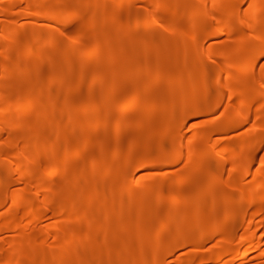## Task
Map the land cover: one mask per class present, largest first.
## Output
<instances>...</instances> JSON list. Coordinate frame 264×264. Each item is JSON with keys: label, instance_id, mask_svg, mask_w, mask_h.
Listing matches in <instances>:
<instances>
[{"label": "bare ground", "instance_id": "obj_1", "mask_svg": "<svg viewBox=\"0 0 264 264\" xmlns=\"http://www.w3.org/2000/svg\"><path fill=\"white\" fill-rule=\"evenodd\" d=\"M0 264H264V0H0Z\"/></svg>", "mask_w": 264, "mask_h": 264}]
</instances>
